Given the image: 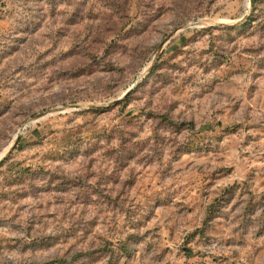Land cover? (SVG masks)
Returning <instances> with one entry per match:
<instances>
[{
    "label": "rangeland",
    "instance_id": "rangeland-1",
    "mask_svg": "<svg viewBox=\"0 0 264 264\" xmlns=\"http://www.w3.org/2000/svg\"><path fill=\"white\" fill-rule=\"evenodd\" d=\"M0 264H264V0H0Z\"/></svg>",
    "mask_w": 264,
    "mask_h": 264
}]
</instances>
